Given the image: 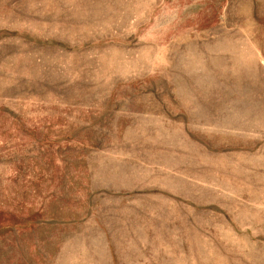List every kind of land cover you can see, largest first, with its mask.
I'll list each match as a JSON object with an SVG mask.
<instances>
[{
  "label": "rangeland",
  "instance_id": "1",
  "mask_svg": "<svg viewBox=\"0 0 264 264\" xmlns=\"http://www.w3.org/2000/svg\"><path fill=\"white\" fill-rule=\"evenodd\" d=\"M0 264H264V0H0Z\"/></svg>",
  "mask_w": 264,
  "mask_h": 264
}]
</instances>
